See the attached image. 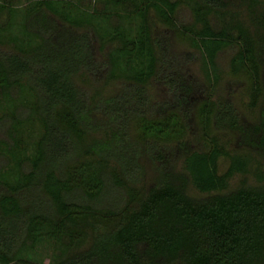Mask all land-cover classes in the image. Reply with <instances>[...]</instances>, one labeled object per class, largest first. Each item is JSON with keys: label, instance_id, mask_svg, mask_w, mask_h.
Segmentation results:
<instances>
[{"label": "trees", "instance_id": "1", "mask_svg": "<svg viewBox=\"0 0 264 264\" xmlns=\"http://www.w3.org/2000/svg\"><path fill=\"white\" fill-rule=\"evenodd\" d=\"M15 2L0 0V264H264V0ZM228 48L254 121L219 91Z\"/></svg>", "mask_w": 264, "mask_h": 264}, {"label": "rangeland", "instance_id": "2", "mask_svg": "<svg viewBox=\"0 0 264 264\" xmlns=\"http://www.w3.org/2000/svg\"><path fill=\"white\" fill-rule=\"evenodd\" d=\"M15 1V0H14ZM27 0H16L15 3L18 5H24ZM74 2H81L84 4L83 7L86 9H97V1L98 0H72ZM243 15V13H242ZM241 17L244 18V15ZM180 19L182 21H192V17L190 14V11L184 7L181 11L180 14ZM241 18V19H242ZM173 44H174V49L176 53H179L181 55L185 54H195L192 60L189 61V64L186 65V68L190 71V73L194 76H196L199 79L205 78V69L203 67L202 60L197 57L198 54L195 53V51L189 46L188 43L180 40L178 37L173 35ZM233 56V51L231 49H226L222 53H220L218 57V65L221 70L222 78L220 80V87L219 91L220 93L224 91H228L235 107L237 108V111L239 114L248 121H254L257 119V116L260 112V107H257L255 109L251 108L249 105L250 98L246 92V84L243 81L236 80L230 73V59ZM160 92H163L160 90ZM226 137H222V140H225ZM230 148H235L234 144L230 145ZM228 166V161L224 158H221L219 162V169L220 171H224L226 167ZM264 170V166L262 168ZM241 179V176L239 174L234 175L228 183V188L232 189L234 188L239 180ZM250 181H255L253 176H250ZM189 193L194 195V196H201V194L193 187L190 186L189 188ZM53 250L51 249H45L41 248V256L40 259H42L45 263H48L52 257Z\"/></svg>", "mask_w": 264, "mask_h": 264}]
</instances>
